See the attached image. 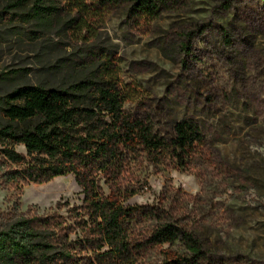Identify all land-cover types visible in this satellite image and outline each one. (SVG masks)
Returning <instances> with one entry per match:
<instances>
[{
    "label": "trees",
    "instance_id": "obj_1",
    "mask_svg": "<svg viewBox=\"0 0 264 264\" xmlns=\"http://www.w3.org/2000/svg\"><path fill=\"white\" fill-rule=\"evenodd\" d=\"M177 2L8 0V21L36 28L29 37L54 30L72 42L54 68L91 70L66 84H24L0 95V189L21 193L24 185L73 175L83 193L80 205L21 211L18 197L0 210V264H264L209 248L197 221L167 192L152 203L126 204L145 189L144 164L189 170L208 149L194 120L176 122L167 140L124 109L117 49L97 36L115 10L124 11L129 30L144 32Z\"/></svg>",
    "mask_w": 264,
    "mask_h": 264
},
{
    "label": "rangeland",
    "instance_id": "obj_2",
    "mask_svg": "<svg viewBox=\"0 0 264 264\" xmlns=\"http://www.w3.org/2000/svg\"><path fill=\"white\" fill-rule=\"evenodd\" d=\"M7 2L0 0V95L24 84L51 87L89 76L90 67L54 68L72 42L54 30L29 37L36 28L9 22ZM170 8L144 32L129 30L124 11L115 10L97 39L117 49L124 109L167 140L176 122L194 120L208 150L189 170L144 164L145 189L126 204L152 203L167 192L197 221L209 248L264 259V4L178 0ZM18 197L21 211L42 212L58 202L80 205L83 193L73 175L56 177L24 185L21 193L0 189V210L12 209Z\"/></svg>",
    "mask_w": 264,
    "mask_h": 264
}]
</instances>
